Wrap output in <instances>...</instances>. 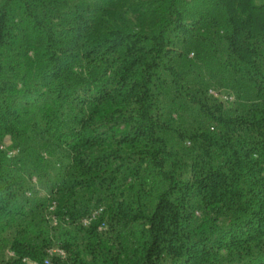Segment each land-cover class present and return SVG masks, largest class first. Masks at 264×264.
Masks as SVG:
<instances>
[{
	"label": "trees",
	"instance_id": "trees-1",
	"mask_svg": "<svg viewBox=\"0 0 264 264\" xmlns=\"http://www.w3.org/2000/svg\"><path fill=\"white\" fill-rule=\"evenodd\" d=\"M47 258L264 264V0H0V264Z\"/></svg>",
	"mask_w": 264,
	"mask_h": 264
},
{
	"label": "built area",
	"instance_id": "built-area-1",
	"mask_svg": "<svg viewBox=\"0 0 264 264\" xmlns=\"http://www.w3.org/2000/svg\"><path fill=\"white\" fill-rule=\"evenodd\" d=\"M225 98L226 99L227 98L232 99V97H227V96ZM1 148L4 149V150H6L8 156H13V155H15L16 153L19 152L18 149H15V148L9 149L5 145H1ZM50 209L51 210H54L55 209V203L52 204V206H51ZM103 211H104V208L103 207H99L98 209H95L89 216H87L86 218H84L83 224L85 226L90 225L92 222H94L95 220H97L101 216V214L103 213ZM55 223H57V220L56 219H55ZM104 228H105V224L103 223V224H101L100 229H104ZM55 252L63 254L62 251H58V250H52L50 252V254H53ZM31 264H40V263H38V262H32ZM45 264H50V259L49 258H47L45 260Z\"/></svg>",
	"mask_w": 264,
	"mask_h": 264
},
{
	"label": "rangeland",
	"instance_id": "rangeland-1",
	"mask_svg": "<svg viewBox=\"0 0 264 264\" xmlns=\"http://www.w3.org/2000/svg\"><path fill=\"white\" fill-rule=\"evenodd\" d=\"M5 145L7 146V145H11V139H10V137H6L5 138Z\"/></svg>",
	"mask_w": 264,
	"mask_h": 264
}]
</instances>
